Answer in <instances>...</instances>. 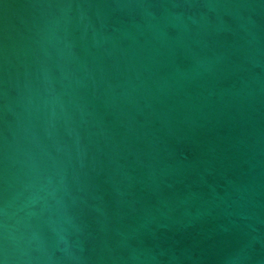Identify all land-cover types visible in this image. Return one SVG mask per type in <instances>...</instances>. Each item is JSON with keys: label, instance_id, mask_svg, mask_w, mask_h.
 Instances as JSON below:
<instances>
[{"label": "water", "instance_id": "95a60500", "mask_svg": "<svg viewBox=\"0 0 264 264\" xmlns=\"http://www.w3.org/2000/svg\"><path fill=\"white\" fill-rule=\"evenodd\" d=\"M0 264H264V0H0Z\"/></svg>", "mask_w": 264, "mask_h": 264}]
</instances>
